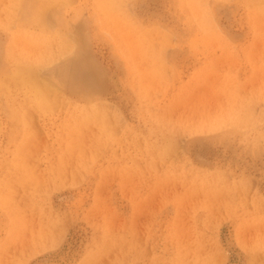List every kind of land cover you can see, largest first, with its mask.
Segmentation results:
<instances>
[{
    "label": "rangeland",
    "instance_id": "374dc122",
    "mask_svg": "<svg viewBox=\"0 0 264 264\" xmlns=\"http://www.w3.org/2000/svg\"><path fill=\"white\" fill-rule=\"evenodd\" d=\"M1 79L0 264H264V0H0Z\"/></svg>",
    "mask_w": 264,
    "mask_h": 264
},
{
    "label": "bare ground",
    "instance_id": "6f19581e",
    "mask_svg": "<svg viewBox=\"0 0 264 264\" xmlns=\"http://www.w3.org/2000/svg\"><path fill=\"white\" fill-rule=\"evenodd\" d=\"M7 17H8V16H7ZM63 20H64V19H63ZM71 20H72V19H71ZM72 21H73V20H72ZM64 23H65V22H64ZM62 26H63V25H62ZM68 28H70V26H68ZM71 28H72V27H71ZM47 29H48V28H47ZM49 30H50V29H49ZM51 30H52V29H51ZM63 30H64V29H63ZM69 31H70V30H69ZM35 32H36V31H35ZM63 32H64V31H63ZM66 32L68 33V31H66ZM39 33H40V32H39ZM35 34H36V33H35ZM40 35H41V34H40ZM47 35H48V34H47ZM45 36H46V35H45ZM42 37H43V35H42ZM51 37H52V35H51ZM66 37H67V36H65V39H66ZM7 39H9V38H7ZM68 39H70V38H68ZM35 40H36V39H35ZM46 40H47V37H46ZM74 40H75V39H74ZM64 41L66 42V40H64ZM10 42H11V40H10ZM40 42H41V41H40ZM6 43H7V42H6ZM6 43H4V44H5V45H4V46H5L4 49L6 48ZM8 43H9V41H8ZM11 43H12V42H11ZM11 43H10V44H11ZM75 44H76V43H73V42H71V41H67V43H66V51H67V53H70V54H71V53H74V51L76 52L77 50H79V49H81V48L83 47L82 45H80V47H76ZM48 46H49V45H48ZM8 47H9V46H8ZM14 47H15V46H14ZM54 47H55V46H54ZM50 49H52V48H50ZM8 51H9V49H8ZM20 51H21V50H20ZM9 52H10V51H9ZM54 52H55V51H54ZM25 54H26V53H25ZM11 55H12V54H11ZM22 55H23V54H22ZM4 56H5V55H4ZM57 56H58V55H57ZM62 56H63V55H62ZM8 57H10V56H8ZM8 57H7V58H8ZM14 57H15V56H14ZM14 57H13V59H14ZM23 57L25 58V56H23ZM23 57H22V58H23ZM51 57H52V56H51ZM55 57H56V56H55ZM27 58L29 59V57H27ZM58 58H60V56H59ZM9 59H10V58H9ZM9 59H8V60H9ZM13 59H10V60H13ZM4 60H5V59H4ZM23 60H25V59H23ZM26 61H27V60H25V63H26ZM16 62H18V61H16ZM8 63L11 64L10 61H9ZM25 63H23V64H25ZM29 63H31V62H29ZM29 63H28V64H29ZM32 63H33V61H32ZM35 63H36L35 65H33V64H34V63H33V64H31V65H25V66H24V65H23V66H20V64L17 65V66L14 65V67L17 68V69L14 70V71H11V72H7L6 75H7L8 78H12V77H14V74H15V73H18V70H21V69H23V68L25 69V71H28L29 73L32 74V72H33L32 70L34 69V71H35V68H38V66H37L38 64H37L36 61H35ZM38 63H39V62H38ZM47 63L49 64V62H47ZM50 64H51V63H50ZM10 66H11V65H10ZM14 67L12 66V68H14ZM21 67H22V68H21ZM42 67H44V66H42ZM42 67H39V69H41ZM3 68H5V66H4ZM12 68H11V69H12ZM20 68H21V69H20ZM24 69H23V71H24ZM42 69H43V68H42ZM61 69H62V68H61ZM61 69H60V70H61ZM45 71H46V70H45ZM40 72H41V70H40ZM21 73H24V72H22V70H21ZM25 73H27V72H25ZM43 73H44V72H43ZM43 73H41V75H42ZM66 73H67V70H66V67H64L63 70H62V74H66ZM33 74H34V73H33ZM35 74H36V73H35ZM68 74H69V71H68ZM6 75H5V77H6ZM16 75H17V74H16ZM20 75H22V74L19 73V75H17V76H20ZM36 75H37V74H36ZM17 76H16V77H17ZM26 76H27V75H25V74H24V76H22V82H21L20 86H22V83H24L25 81L34 84V83L32 82V80H31V81L26 80V78H27ZM31 76H32V75H31ZM33 76H34V75H33ZM44 76H46V75H44ZM47 76H48V74H47ZM16 77H14V79H15ZM23 77H24V78L26 77V78L23 79ZM38 77H39V76H38ZM31 78H32V77H31ZM45 78H46V77H45ZM48 78H49V76H48ZM3 79H4V78H3ZM3 79L0 80V85H1L2 87H3V82H4ZM14 79H12V80L14 81ZM27 79H28V78H27ZM33 79H34V78H33ZM12 80H11V81H12ZM15 80H16L15 82H19V81L21 80V76H20V80H19V81H17V79H15ZM23 80H24V82H23ZM7 81H8V79H7ZM9 81H10V79H9ZM33 81H34V80H33ZM36 82H37V81H36ZM43 82H44V81H43ZM49 82H50V81H49ZM11 83H14V82H11ZM19 83H20V82H19ZM30 83H28V84L31 85V87H32V84H30ZM40 83H41V82H40ZM9 84H10V83H9ZM35 84H37V83H35ZM38 84H39V83H38ZM44 84H45V83H44ZM25 85H26V82H25ZM48 85H49V83H48ZM53 85H54V84H53ZM10 86H11V85H10ZM18 86H19V85H18ZM45 86H46V85H45ZM22 87H23V86H22ZM25 87H26V86H25ZM28 87H30V86H28ZM28 87H27L26 89H28ZM31 87H30V89H32ZM38 87H39V86H38ZM42 87H43V86H42ZM50 87H51V86L49 85V88H50ZM33 88H35V87H33ZM43 88H44V87H43ZM45 88H47V87H45ZM54 88H55V87H54ZM8 89H9V88H8ZM17 89H19V87H17ZM22 89H23V88H22ZM56 89H57V88H56ZM9 90H10V89H9ZM33 90H34V89H33ZM39 90H40V89H39ZM52 90H53V89H52ZM22 91H24V89H23ZM27 91H29V90H27ZM36 91H37V90H36ZM46 91H47V90H46ZM25 92H26V91H25ZM53 92H54V91H53ZM22 93H24V92H22ZM31 93H32V92H31ZM42 93H43V92H42ZM4 94H5V93H4ZM8 94H9V93H8ZM13 94H14V93H13ZM25 95H26V94H25ZM25 95H24V96H25ZM34 95L37 96L36 94H34ZM32 96H33V95H32ZM35 98H36V97H35ZM35 98H34V99H35ZM84 98H87V97H84ZM84 101H85V100H84ZM43 102H45V104L47 105L46 99H45V101H43ZM101 102H103V101L101 100ZM43 105H44V103H43ZM34 106H35V105H34ZM37 107H38V106H37Z\"/></svg>",
    "mask_w": 264,
    "mask_h": 264
},
{
    "label": "crops",
    "instance_id": "0c3cea01",
    "mask_svg": "<svg viewBox=\"0 0 264 264\" xmlns=\"http://www.w3.org/2000/svg\"><path fill=\"white\" fill-rule=\"evenodd\" d=\"M3 49H4V47H3ZM4 59H6V58H5L4 52H3V67L5 66V68H3V75L10 71L9 65L7 63V59L6 60H4Z\"/></svg>",
    "mask_w": 264,
    "mask_h": 264
}]
</instances>
